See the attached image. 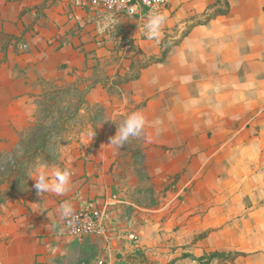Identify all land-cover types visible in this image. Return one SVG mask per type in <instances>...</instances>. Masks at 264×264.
<instances>
[{
  "label": "crops",
  "instance_id": "crops-1",
  "mask_svg": "<svg viewBox=\"0 0 264 264\" xmlns=\"http://www.w3.org/2000/svg\"><path fill=\"white\" fill-rule=\"evenodd\" d=\"M35 6H43L47 15L33 24ZM225 8L226 14L207 19ZM152 12L145 9L133 21L120 18L139 27ZM162 12L167 22L160 41L140 40V45L148 57L159 58L164 39L179 40L165 60L142 68L137 78L125 81L120 73L115 99L101 82L86 97L90 103L103 99L113 119L135 111L146 116L150 154L157 155L154 173L180 177L172 199L158 209L116 196L117 171L99 164L100 154L70 149L59 157L73 173L69 192L41 196L32 184L26 196L3 204L0 264H93L98 259L114 264L135 248L163 260L181 250L170 247L188 244L204 229L212 234L233 230L234 239L247 241L232 247L243 254L235 262L255 253L264 257V0H170ZM106 15L79 0H0V36H23L29 48L17 55L10 45L8 57L0 52V111H14L15 127L36 120L37 100L63 88L62 77L45 71L47 53L62 41L69 43L64 48L81 44L95 18ZM79 26L84 28L80 34ZM90 76L88 82L94 83ZM186 191L189 198L177 200ZM64 202L73 210L108 207L109 234L68 236L58 211ZM235 225H245L244 230ZM255 238L262 241L261 249H252Z\"/></svg>",
  "mask_w": 264,
  "mask_h": 264
},
{
  "label": "rangeland",
  "instance_id": "rangeland-1",
  "mask_svg": "<svg viewBox=\"0 0 264 264\" xmlns=\"http://www.w3.org/2000/svg\"><path fill=\"white\" fill-rule=\"evenodd\" d=\"M32 10H35L36 18L33 24L41 16L47 15L43 6H35ZM104 14L107 15L95 18L97 28L94 26V29L84 32L89 35L81 38V44L64 48L69 43L62 41L58 46H54V52L45 56L48 57L46 73L62 77L63 88L56 91L53 89L55 92L50 90V94L37 100L38 111L34 114L36 120L25 126L15 127L12 122L14 111H0V213L3 204H6L9 198L24 197L30 191V185L35 181L29 176L33 174L38 161L50 166L66 167L59 157L70 149H84L90 154H100L98 163H105L111 172L114 169L117 171L113 177V193L116 196L121 195L145 207L158 209L172 199V192L177 189L176 184L180 177L154 173L152 166L156 164L157 155L150 154L152 146L149 144L150 129L146 127L142 137L131 140L121 149H116L109 144L110 138L116 134L118 125L129 114H116L113 119L106 110L108 104H104L103 99L92 103L87 100L88 91L100 86L99 82L104 87L109 86L110 94L114 99L117 98L120 90L115 84L121 82L120 73L124 74L123 79L126 81L129 77L139 75L142 65L157 59L154 56L148 57L141 47L140 40H147V37L145 30L141 28L144 26L138 27L132 22L135 17L132 21L123 22L120 16ZM32 25L26 32L33 30ZM83 29L79 26L76 31L80 34ZM0 38L2 40L0 52L6 53V56L10 45L17 55L29 52V48L23 45L25 43L23 36L12 37L2 34ZM173 41L167 38L163 40L162 54ZM2 60L4 58H0V62ZM91 74H94V83L88 82ZM113 74L116 78L113 81L108 80ZM16 116L20 117L19 113H16ZM7 123L11 127H8ZM84 136H87V139L83 140ZM119 165L122 170H119ZM190 194L191 191H186L177 200L184 202ZM162 214L164 218L162 223L165 224L167 214ZM244 227L245 225H235L234 229L244 230ZM230 231L212 234V229H204L188 244L170 247V251L175 250L174 252L178 248L181 249L173 258L149 261L152 264H200V261L194 260L193 257L198 259L205 253L220 252L222 256L211 259V264H264V257L259 253H255L256 256L253 258H240L238 262L230 263L231 255L238 253V250L232 247L236 244H247L245 239H234V231ZM252 242L253 250L261 249L260 239L255 238ZM160 247H163L162 241L159 242L157 249ZM209 258L211 257L205 259V262H208ZM141 261L142 258H138V263ZM136 262L135 259V262L127 264Z\"/></svg>",
  "mask_w": 264,
  "mask_h": 264
},
{
  "label": "clouds",
  "instance_id": "clouds-1",
  "mask_svg": "<svg viewBox=\"0 0 264 264\" xmlns=\"http://www.w3.org/2000/svg\"><path fill=\"white\" fill-rule=\"evenodd\" d=\"M106 2L108 8L111 9L115 5L116 0H106ZM166 22L167 16L163 12L154 11L149 14L144 24L147 39L159 42ZM147 124V118L142 112L135 111L130 113L118 125L117 132L110 138L109 144L116 149H121L122 146L128 144L131 140L142 137ZM72 175L73 173L68 167L50 166L45 162L38 161L33 174L29 177L34 179V187L38 195L42 196L45 193H52L56 196H63L71 190ZM58 211L62 218H67L72 215L73 208L70 202H64L60 205Z\"/></svg>",
  "mask_w": 264,
  "mask_h": 264
},
{
  "label": "built area",
  "instance_id": "built-area-1",
  "mask_svg": "<svg viewBox=\"0 0 264 264\" xmlns=\"http://www.w3.org/2000/svg\"><path fill=\"white\" fill-rule=\"evenodd\" d=\"M80 4L93 10H99L123 18H134L145 9L162 12L168 7L170 0H116L109 9L106 0H79ZM108 207L84 208L73 210L70 217L62 219L66 234L72 238L106 237L111 227ZM93 264H110L106 259H98Z\"/></svg>",
  "mask_w": 264,
  "mask_h": 264
},
{
  "label": "trees",
  "instance_id": "trees-1",
  "mask_svg": "<svg viewBox=\"0 0 264 264\" xmlns=\"http://www.w3.org/2000/svg\"><path fill=\"white\" fill-rule=\"evenodd\" d=\"M228 10H229V8L217 9L211 15H209L207 19L210 20L214 16H217V15H220V14H226L228 12ZM185 35L186 34L184 33V36ZM178 42H179V40L170 42L168 47L166 48V50L164 51V53L162 54V56L160 58L148 61L145 65H142L141 68H146L147 66H149L150 64L155 63V62L164 61L166 56H167V54L171 50L172 46L176 45ZM138 76L139 75H136L133 78H137ZM242 255H243L242 253L232 254L230 259H229V262L230 263L234 262L238 257H240ZM121 256H122V259H118L114 264H127L129 262H135V259L137 261L135 264H152L149 261V258H148L147 254H146L145 249H142V248H135L132 252H130V253L126 254V255H122L121 254ZM186 256H191V255H186ZM209 256L211 258H209L208 262H205V259H207ZM220 256H222V254L220 252H212V253H205L204 256H202V257H200L198 259L196 257H193V259L194 260H199L200 264H211V259L217 258V257L219 258ZM138 258H142L143 261H141V263L140 262L138 263ZM155 264H157V263H155Z\"/></svg>",
  "mask_w": 264,
  "mask_h": 264
}]
</instances>
